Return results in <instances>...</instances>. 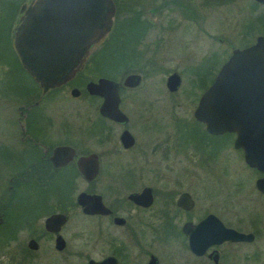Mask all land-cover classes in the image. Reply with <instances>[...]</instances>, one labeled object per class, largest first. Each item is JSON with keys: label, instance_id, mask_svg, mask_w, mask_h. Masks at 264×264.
Masks as SVG:
<instances>
[{"label": "flooded vegetation", "instance_id": "1", "mask_svg": "<svg viewBox=\"0 0 264 264\" xmlns=\"http://www.w3.org/2000/svg\"><path fill=\"white\" fill-rule=\"evenodd\" d=\"M33 1L0 0V95L4 96L5 83L17 73L22 78L27 77L32 84L25 94L13 100L11 123L14 126V137L4 143V147L16 157L11 165L8 166L9 162L7 166L5 164V182L1 186L3 188L0 187V264H40V261L50 257H57L60 264L74 261V255L79 254L73 243L72 227L78 224L74 221V211L82 217H100L115 228L128 227L131 233L126 237H111L103 230L100 232L101 239L112 250L102 252L98 258H93L90 254L85 257L84 224L80 232L82 264H85V259L86 264H89L91 259L101 261L108 257H113L115 264H149L151 258L155 257V264H160L158 256L150 250L153 248L152 244L149 240L147 243L142 242L145 235L137 228L150 229L153 238L155 235L161 243L167 245H175L179 239L181 254L190 260L188 262L185 259V264H234V249L247 247L248 250L258 238L259 228L264 221L256 216L253 223L249 224L253 228L250 231L232 227L228 220L231 213L221 209L216 198H205L201 202L193 185L197 182L202 184L203 180L210 178L217 179L218 153L221 149L237 153L246 166L258 174L254 184L262 196L264 193L258 190L256 181L264 173L246 163L243 149L235 146V132L210 131L194 115L203 92L213 82L219 68L213 76V70L210 69V83L192 102L191 105L195 104L194 108H188L187 111L172 108L171 113L156 115L145 110L138 116L141 128L131 125V114L123 109L124 98L121 94L122 88L133 89L139 84L125 86L119 83V109L127 118L123 122L101 114L103 97L86 90L89 81L106 76L81 82V89L78 85H73L71 89L77 88L79 93L73 95L70 90L72 97L84 94L96 101L98 120H93L90 113L87 116L92 130L86 139L84 131L77 141L56 140L53 137L61 136L63 131H57L53 126V112L49 109L42 112V102L49 94L55 95L57 90L74 84L88 63L70 81L43 92L24 68L15 46L18 28ZM113 2L115 16L121 14L122 18V14H127V2ZM132 2L133 7L141 14L145 12L140 7V0ZM259 5L261 15H264V5ZM158 9L159 7L156 10ZM151 10L153 11V7ZM263 34L264 32L260 35ZM245 46L248 45L232 46L231 53L234 48ZM7 95L8 92L6 97ZM161 120L167 123H162ZM169 121L176 128L172 129ZM83 122L85 124V115ZM190 123L194 124V130L187 129ZM126 135L129 140H126ZM91 154L95 155L97 173L88 177L85 176V156ZM220 169L225 172L224 168ZM226 173L228 175L227 171ZM104 188L109 193L106 194ZM81 193L99 196L109 212H83L77 201ZM131 195L135 197L130 198ZM29 203H33L31 208H27ZM52 215H61L64 219L52 221L51 228H48L47 219ZM209 216L215 217L227 228L252 233L253 240H224L210 245L203 253L198 254L191 250L184 227L195 226ZM251 260V255L247 253V264H252Z\"/></svg>", "mask_w": 264, "mask_h": 264}, {"label": "rangeland", "instance_id": "2", "mask_svg": "<svg viewBox=\"0 0 264 264\" xmlns=\"http://www.w3.org/2000/svg\"><path fill=\"white\" fill-rule=\"evenodd\" d=\"M127 1L132 0H123V2ZM151 1L140 0V7L145 11L140 16L145 21V25L149 27H146L147 31L143 36H139L140 41L135 48L137 51L134 56H129V60L125 61H128L126 66H119V71L114 74L116 76H106L120 84L126 75L137 73L142 76L137 88L121 89L124 98L122 107L131 114V125L134 128H141L138 116L145 110H148L149 114L156 115L171 113L172 108H181L186 111L188 108H194L195 104L191 105L192 102L210 83V74H208L210 69L213 70H211L213 76L215 70L222 64L221 62L231 54L232 46L250 45L257 35L264 32V15L260 14L261 7H254L252 2L255 0ZM157 7H159L158 10H156ZM131 35L130 30L127 36ZM121 53H123V48H121ZM5 55L10 58L6 53ZM88 65L74 84L57 90L55 95L49 94L42 102V112L48 109L53 112L55 116L53 126L57 131H63L61 136L53 137L56 140L77 141L81 138L80 136H83L84 131L86 139L89 131L92 130V124L87 120V116L90 113L93 120H98L94 99L84 94L77 98L70 95L73 85H78L81 89L83 87L81 82L96 79L99 76L94 64L90 63V67ZM172 72H177L181 76V84L173 92L168 90L165 84L167 76ZM205 79L208 83L205 86H199V83ZM29 87H32L30 80L27 77L22 78L17 73L5 83L4 96L0 95V187L5 178L7 162H9L8 166L11 165L16 157L4 147L5 140L14 137V126L11 123L13 100L25 94ZM82 92H84L83 89ZM162 123L167 122L162 121ZM168 123L172 129L176 128L172 121ZM187 129L194 130V124L190 123ZM230 151L221 149L218 153L217 179L203 180L202 184L197 182L193 185V189L199 195L201 202L205 198L209 200L216 198L220 208L231 213L228 220L232 227L250 231L253 228L249 224L253 223L256 216L264 221V196L255 188L254 182L258 174L248 168L237 153ZM220 168H224L225 172ZM107 193L109 191H106ZM32 205L33 203H29L27 208H31ZM73 216L74 221L79 224L72 227L75 251L79 254L76 253L78 256L74 255V261H69L67 264H82L83 262L80 258L82 257L80 232L84 224L85 257L90 254L93 258H98L102 252L112 250L110 245L101 239L100 232L103 230L111 237L131 235L128 227L109 226L100 217H82L76 211ZM248 219L251 221H247ZM137 229L145 235L142 242L147 243L149 240L152 244L153 248L150 250L158 256L160 264H185L183 263L185 259L188 260L180 252L179 239L176 240L175 245H167L161 243L153 234L156 238L154 239L150 229ZM233 252L234 264H247V253L252 257V264H264V222L259 228L258 238L248 247V250L247 247H240L235 248ZM40 264H60V262L57 257L53 259L50 257L40 261Z\"/></svg>", "mask_w": 264, "mask_h": 264}, {"label": "water", "instance_id": "3", "mask_svg": "<svg viewBox=\"0 0 264 264\" xmlns=\"http://www.w3.org/2000/svg\"><path fill=\"white\" fill-rule=\"evenodd\" d=\"M255 1L264 5V0ZM115 14L113 0L32 2L18 28L15 46L24 68L43 92L58 88L74 78L91 53L113 30ZM140 80V74L132 73L123 79L122 84L136 86ZM165 84L168 90L176 91L181 84V76L172 72ZM86 90L103 97L101 114L119 122L127 119L119 109V83L116 80L98 77L87 83ZM78 93L77 88L71 89V94ZM194 115L210 131L235 132V146L243 149L246 163L264 173V34L259 35L254 43L232 50L213 82L203 92ZM125 138L129 140L127 135ZM94 156H85V176L97 173ZM256 187L264 193V176L257 179ZM77 201L83 212H109L97 195L81 193ZM62 218L64 216L52 215L47 219V227L51 228L52 221ZM184 231L191 250L198 254L224 240H253L252 233L227 228L212 216L195 226H185ZM155 263L156 258L152 257L149 264ZM89 264H115V259H91Z\"/></svg>", "mask_w": 264, "mask_h": 264}, {"label": "trees", "instance_id": "4", "mask_svg": "<svg viewBox=\"0 0 264 264\" xmlns=\"http://www.w3.org/2000/svg\"><path fill=\"white\" fill-rule=\"evenodd\" d=\"M252 3L254 7H260L257 2L253 1ZM126 6L128 7V9L125 10L127 14H122V18H120L121 14L115 16L113 30L107 39L91 53L86 62L89 65L90 63L94 64L95 70L99 76H116L114 74L119 71V68L121 66H126L128 61H125L129 56H134L135 51H137L135 49L137 48L136 44L140 41L138 39L139 36H143L149 27L145 25V21L141 18L139 10L133 7L134 2L127 1ZM260 14H262V12ZM130 30L132 35L127 36ZM121 48H123V53H121ZM207 83V81H201L199 86H205Z\"/></svg>", "mask_w": 264, "mask_h": 264}]
</instances>
